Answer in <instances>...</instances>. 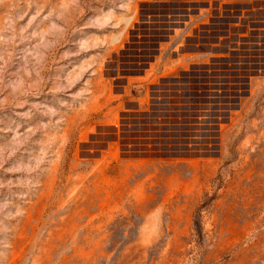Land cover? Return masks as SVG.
Segmentation results:
<instances>
[{"label":"rangeland","instance_id":"1","mask_svg":"<svg viewBox=\"0 0 264 264\" xmlns=\"http://www.w3.org/2000/svg\"><path fill=\"white\" fill-rule=\"evenodd\" d=\"M0 264H264V0H0Z\"/></svg>","mask_w":264,"mask_h":264},{"label":"trees","instance_id":"2","mask_svg":"<svg viewBox=\"0 0 264 264\" xmlns=\"http://www.w3.org/2000/svg\"><path fill=\"white\" fill-rule=\"evenodd\" d=\"M136 31L137 30H135L133 32V38H136V36H137V32ZM216 61H218V58H213V62H216ZM208 70H209V65H204V66H201V67L200 66H195L190 71H184L182 73L181 77H177L176 76V77H171V78H165V79L162 80V82H163L162 85L153 86V93H158L161 89L163 90V88H161V86L167 85V84H169V82L172 85H179L181 80H183L184 78H197V77L200 76L199 75L200 72H208ZM172 92L173 93L174 92L178 93L179 90L176 89V90H173Z\"/></svg>","mask_w":264,"mask_h":264}]
</instances>
